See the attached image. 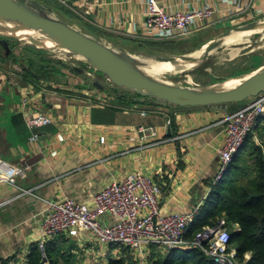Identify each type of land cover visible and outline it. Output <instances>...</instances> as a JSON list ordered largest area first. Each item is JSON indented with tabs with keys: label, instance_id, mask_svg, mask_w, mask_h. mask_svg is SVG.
<instances>
[{
	"label": "crops",
	"instance_id": "1",
	"mask_svg": "<svg viewBox=\"0 0 264 264\" xmlns=\"http://www.w3.org/2000/svg\"><path fill=\"white\" fill-rule=\"evenodd\" d=\"M67 1L71 9L59 4L94 32L123 43L175 39L179 44L174 51L178 53L202 43L195 37L201 30L235 27L264 16V0H159L169 9L208 5L213 13L209 25L200 30L158 40L146 38L144 0ZM200 49L183 58L194 57ZM63 73L68 75L66 82L39 80L13 89L0 73V92L14 90L19 94V100L12 104L3 103L0 97V168L25 171L24 177H15L14 186L0 184L1 263L24 264L31 245L38 240L47 201L68 197L88 202L101 187L135 170L160 186L161 205L166 210L186 212L199 207L219 168L214 148L222 143L220 120L252 101L247 98L238 107L174 105L155 97L109 102L101 85L94 84V90L77 75ZM22 97L27 98L24 109ZM25 109L43 111L51 123L27 127ZM139 126L156 127L158 142L145 145L136 132ZM32 134L38 135L37 141L30 140ZM99 219L103 225L112 220L107 214ZM69 244L72 256L60 258L58 264H106L120 254L92 240L69 238L62 247ZM152 248L162 254L169 250Z\"/></svg>",
	"mask_w": 264,
	"mask_h": 264
},
{
	"label": "built area",
	"instance_id": "2",
	"mask_svg": "<svg viewBox=\"0 0 264 264\" xmlns=\"http://www.w3.org/2000/svg\"><path fill=\"white\" fill-rule=\"evenodd\" d=\"M59 3L71 9L67 0H59ZM212 13L208 5L187 4L186 8L169 9L159 0H144L142 21L146 38L159 40L187 35L208 26ZM26 104L27 98L22 97L23 109ZM23 115L29 128L51 123V118L40 110L25 109ZM258 116H264V89L256 99L220 120L222 143L214 148L219 168L213 183L220 178L245 135L256 125ZM169 123L167 120V125ZM136 132L145 145H154L159 140L156 127L139 126ZM30 140L37 141L38 135L32 134ZM24 175L25 171L19 167L0 168V184L14 186L15 177ZM21 192L29 193L30 190L22 189ZM161 195L160 186L153 178L135 170L101 187L88 202L68 197L49 200L39 223L36 244L43 255L44 243L58 234L70 239L92 240L104 247H112L117 253L126 249L135 264H155L152 247H197L217 264H238L234 250L228 248L229 233L222 218L213 225L203 226L189 238L186 231L198 206L186 212L166 210L161 205ZM103 214L112 219L107 225L100 222Z\"/></svg>",
	"mask_w": 264,
	"mask_h": 264
},
{
	"label": "rangeland",
	"instance_id": "3",
	"mask_svg": "<svg viewBox=\"0 0 264 264\" xmlns=\"http://www.w3.org/2000/svg\"><path fill=\"white\" fill-rule=\"evenodd\" d=\"M39 2L42 5L44 2V15L65 21L79 28L81 32L100 39L112 49L123 53L124 56L130 55L137 61L144 58L168 60L174 57L187 56L205 44L194 57H188V59L192 58L194 62L191 61V65L183 73L168 71L158 73L164 78H169L173 85L211 87L216 83L264 69V26H262L264 16L254 17L252 20L235 27L206 28L195 36L199 41H202L196 48L188 47L186 48L187 51L183 53L172 50L157 55L152 54L151 49L145 45L150 41H127L123 43L114 39H104L95 35V32L86 27L79 17L73 16L69 10L55 0ZM49 7H51L50 10L47 9ZM233 28L234 30H232ZM255 30H259L260 33L253 32ZM164 41L176 42L175 39ZM0 43L6 47L0 45V73L4 76V82L8 83L7 85L12 89L13 87L20 88L27 83L37 84L39 80L42 82H66L68 75L63 72H71V74L82 78L83 82L91 89L96 90L94 86L96 83L101 85L102 93L105 95L104 99L109 102L118 103L120 100L133 102V100H140L142 97H152L112 84L89 61L88 63L84 62L85 58L82 55L69 54L56 46L38 49L24 40H19L8 33L5 34L1 29ZM212 43L214 48L211 49ZM231 51H237V53L232 55ZM205 52H208V55L204 60H201V56ZM32 75L38 78L33 79L31 78ZM0 97L5 104H12L19 100V94L15 93L14 90H3L0 92ZM250 99H256V96ZM245 101L235 102L234 107H238ZM4 113L7 115L6 111Z\"/></svg>",
	"mask_w": 264,
	"mask_h": 264
},
{
	"label": "trees",
	"instance_id": "4",
	"mask_svg": "<svg viewBox=\"0 0 264 264\" xmlns=\"http://www.w3.org/2000/svg\"><path fill=\"white\" fill-rule=\"evenodd\" d=\"M94 34L110 39L101 32ZM3 43L0 45L5 47ZM145 45L151 49L152 54L159 55L174 50L178 43L150 41ZM31 78L38 77L32 75ZM234 104L224 105L234 107ZM219 218L224 220V227L229 233L227 245L229 249L234 250L238 264H264L263 117H257L256 125L245 135L239 148L232 154L220 178L210 186V191L194 214L186 235L192 237L197 230L213 225ZM65 242H69V238L62 234L51 237L44 243L43 255L37 244H32L24 264H58L60 258L72 256V244L63 248L62 243ZM246 254L249 255L248 258L245 257ZM151 256L155 258V264H217L197 247H191L189 250L169 249L163 254L152 248ZM2 264L6 262L3 261ZM106 264L135 262L126 249H121L119 256L109 258Z\"/></svg>",
	"mask_w": 264,
	"mask_h": 264
},
{
	"label": "water",
	"instance_id": "5",
	"mask_svg": "<svg viewBox=\"0 0 264 264\" xmlns=\"http://www.w3.org/2000/svg\"><path fill=\"white\" fill-rule=\"evenodd\" d=\"M29 9L42 16L32 14ZM44 10L45 6L36 0H0V15L23 21L56 37L66 48L90 59L112 84L141 95H151L174 105L204 106L240 102L257 96L264 89V69L255 71L239 85L221 92L190 90L155 82L129 69L100 39L81 32L65 21L44 15Z\"/></svg>",
	"mask_w": 264,
	"mask_h": 264
},
{
	"label": "bare ground",
	"instance_id": "6",
	"mask_svg": "<svg viewBox=\"0 0 264 264\" xmlns=\"http://www.w3.org/2000/svg\"><path fill=\"white\" fill-rule=\"evenodd\" d=\"M29 11L32 14L42 16V14H40V13H38L32 9H29ZM262 26H264V21L262 23ZM0 29L3 32H5V34L8 33V34L12 35L13 37H15L19 40H24L25 42L35 46L38 49L53 48L56 46L57 48H59L62 51H67V53H69V54H77L78 55L77 52L70 50V49L66 48L65 46H63L61 44V42L56 37H53L50 34L44 32L40 29H36L33 26L28 25V24L24 23L23 21H20L17 19H13L10 17H6L4 15H0ZM253 32H256L258 34L260 33L259 30H255ZM237 51H231V54L234 55L237 53ZM113 52L129 69H131L135 73H137V74H139V75H141L147 79L153 80V81L161 83V84L169 85V86H177V85H173L172 84L173 82L169 78H164L163 76H160L158 73L160 71H171V70L179 72V73H183L191 65V61H193L192 58H189V59H188V57L183 58L185 56L177 57L179 59H174V58H176V57H174V58H172L173 60H171V59L160 60V59H156V58H144L141 61H137V60H135V58H133L130 55L127 57L124 56V54L119 52L118 50H114ZM206 55H208V52L203 53V55L201 56V60H204ZM83 58H85V57H83ZM88 61L90 62V64L95 69H97V67L94 65V63L90 59H87V58L84 59V62L88 63ZM189 71H191V70H189ZM252 74L237 76L233 79H230V80H227L224 82L216 83L211 87L196 86V87H185V88H188L190 90H199V91H206V92L226 91V90H229V89L239 85L241 82H243L245 79H247ZM178 87H181V86H178Z\"/></svg>",
	"mask_w": 264,
	"mask_h": 264
}]
</instances>
